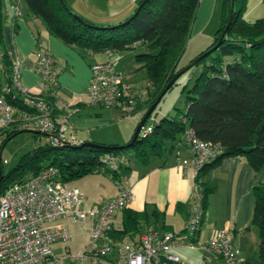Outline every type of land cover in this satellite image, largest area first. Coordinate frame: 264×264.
I'll return each mask as SVG.
<instances>
[{
	"label": "trees",
	"instance_id": "16d2710c",
	"mask_svg": "<svg viewBox=\"0 0 264 264\" xmlns=\"http://www.w3.org/2000/svg\"><path fill=\"white\" fill-rule=\"evenodd\" d=\"M15 1H12L13 4ZM22 1L29 14L40 19L49 34L66 46L95 54L105 50L119 52L146 46L147 52L135 56L136 63L146 74L143 89L147 100L139 106L142 117L173 77L183 69L177 68V65L199 6V0H148L132 17L143 1L139 0L133 14L116 26L103 28L73 14L64 0ZM248 1L221 0V25L213 42L190 62L202 57L190 68L200 67V72L188 91L183 110H176L174 115L162 119L152 127L150 134L138 136L129 148L127 145L133 136L121 147L97 144L102 147L90 148L83 147V143L71 144L61 140L35 148L24 154L9 174L2 176L0 198L14 184L37 177L49 167L57 171V180L63 184L92 174L108 177L111 171L104 161L107 155L125 156L128 163L120 167V172L128 175L132 160L124 154L126 149H132L133 161L138 166L147 167L152 158L172 154L188 129L193 130L200 141L217 144L221 150L194 177V183L198 184L203 196V211L207 207V198L214 190L204 179L222 160L241 157L253 170L259 171L264 165V18L254 22L244 19ZM231 4L233 12L230 18ZM4 22L0 0V95L16 111L15 123L0 127V136L5 135L0 149L21 133L47 136L22 127L23 116L32 114L33 110L25 105V99L13 87V62L4 43ZM37 95L54 105L50 91ZM75 106L80 107L78 104L71 107ZM53 109L54 121L58 124V117L63 111L55 106ZM50 137L59 139L57 132ZM252 190L255 202L251 224L258 231V256L260 263L264 264V184H256ZM150 217L157 222L159 213L123 209L122 229H112L108 234L109 239L116 241L137 235L144 225H148Z\"/></svg>",
	"mask_w": 264,
	"mask_h": 264
},
{
	"label": "built area",
	"instance_id": "2783aa9c",
	"mask_svg": "<svg viewBox=\"0 0 264 264\" xmlns=\"http://www.w3.org/2000/svg\"><path fill=\"white\" fill-rule=\"evenodd\" d=\"M19 1H15V15H18ZM114 52L105 50L102 53L111 57ZM35 59L34 71L42 79L45 91H50L54 105L21 85L19 63L11 58L13 87L25 99V105L33 110L32 114L23 116L22 127L50 136L57 132L58 138L63 139L69 129V119L78 114L81 108L65 105L59 100L55 87L61 69L51 53L38 48ZM90 70L86 106L117 111L121 118H130L140 111L139 106L147 100L146 91L129 86L123 76L116 72L112 60L93 64ZM54 106L63 111L58 117V124L54 121ZM15 112L4 96L0 95V127L15 123ZM143 128L144 126L140 133ZM151 132L152 127L144 128L142 136ZM182 142L189 151V157L178 163V168L185 177H196L206 163L221 153L219 145L200 141L191 129L184 132ZM69 143L80 144L73 141ZM104 161L111 171L108 178L117 194L99 206L85 207L84 193L75 187L66 188L57 180V171L53 167L46 168L37 177L8 188L0 198V264H112L106 260L114 248L108 237L112 231V220L118 211L128 207L133 196L127 175L120 172V167L127 165V158L107 155ZM115 173L118 175L113 176ZM194 186V200L186 218L183 235L173 232L158 234L150 230L131 244H121L118 249L119 264H177L179 259L172 254V250L197 247L194 240L204 213L201 190L198 184L195 183ZM61 219L80 225L89 234L90 243L77 255H70L68 249L63 256L54 253L53 245L57 242L67 244L70 237L66 227L52 229L46 225ZM203 249V264H212L213 260H221L225 264L244 263L240 249L234 244L232 235L226 231H217L208 239Z\"/></svg>",
	"mask_w": 264,
	"mask_h": 264
},
{
	"label": "crops",
	"instance_id": "0c3cea01",
	"mask_svg": "<svg viewBox=\"0 0 264 264\" xmlns=\"http://www.w3.org/2000/svg\"><path fill=\"white\" fill-rule=\"evenodd\" d=\"M6 1H9L11 9L3 10L4 43L12 60L19 63L21 85L33 94L46 92L42 79L34 71L35 51L38 48L49 51L61 69L57 76L59 100L68 106L78 104L81 107V111L69 119V129L65 132L69 134L68 141L106 145L107 136L101 132L110 126L111 119L121 117L114 110L86 106L88 103L86 93L91 78L90 66L107 60H114L116 72L120 73L129 84L131 78L126 80L124 70L117 69L120 63L118 59L113 55L108 57L103 53L95 54L66 46L49 34L40 19L29 14L26 5V8L21 9V0L18 4V15H15L13 0ZM138 1L130 0L136 6ZM137 114L140 115L141 112ZM188 157L189 151L181 141L172 154L163 158H152L147 167L131 166L127 177L133 198L127 209L138 213L145 211L148 214L156 211L159 213V219L155 222L150 217L148 225H144L137 235L126 236L122 240H112L114 248L106 259L107 262L119 264L118 249L121 244H131L150 230L158 234L173 232L183 235L186 218L194 200L195 183L193 177L183 175L178 163ZM92 175H97V178L88 179L87 187L94 189L92 190L94 193L89 197L88 207L85 206L86 199L84 200V206L87 208L105 204L117 194L115 186L108 177L106 178L110 185L104 182L100 174ZM204 180L214 190L207 198V207L203 211V220L196 235L197 247L194 249L184 247L172 251L178 257L179 264H203L205 256L203 247L217 231H226L232 235L234 244L241 251L243 264H261L258 256L259 235L251 224L255 202L252 188L256 184H264V165L259 171H255L241 157L226 158ZM58 221L50 225L54 229L67 228L63 222L69 220ZM112 229H122V211H118L113 217ZM66 249L67 246L64 250ZM212 264L225 263L221 260H213Z\"/></svg>",
	"mask_w": 264,
	"mask_h": 264
},
{
	"label": "rangeland",
	"instance_id": "374dc122",
	"mask_svg": "<svg viewBox=\"0 0 264 264\" xmlns=\"http://www.w3.org/2000/svg\"><path fill=\"white\" fill-rule=\"evenodd\" d=\"M71 12L85 21L98 27L116 26L122 22L126 17L133 14L136 4H132L130 0H64ZM9 1L1 0L2 10L11 8ZM25 7V3L21 0V9ZM236 6L235 8H237ZM26 8V7H25ZM250 10V11H249ZM26 14V10L24 11ZM264 18V0H249L246 5V13L244 19L247 22H254L257 19ZM207 25V26H206ZM221 25V0H199V6L196 11L195 19L193 21L190 35L187 39L185 50L181 56L177 68H185L194 60L201 52H203L209 45L212 44L214 35ZM205 26V27H204ZM146 46H138L135 49L114 52L113 56L118 59L117 69L124 70L126 80H129V86L134 89H141L145 85L146 74L145 71L140 69L135 61V56L147 52ZM113 58V57H112ZM114 61V60H112ZM200 72V67H193L192 69L181 75L175 85L164 95L152 114L148 117L144 128L153 127L157 125L162 119L168 118L175 114L176 110H183L185 108L186 97L189 89L192 87L196 77ZM130 77V78H129ZM117 114V113H116ZM142 115L135 114L130 118H115L111 119L110 126L104 133L107 138V143L104 146H125L131 139L134 130ZM142 129L139 136L144 133ZM32 131V130H31ZM36 132V131H35ZM5 138V135L0 136V144ZM64 142L69 143V134L65 133ZM57 143L50 135H36L34 133L26 132L21 133L11 140H9L2 149H0V172L2 176L9 174V172L16 167L20 158L32 151L35 148L44 146L50 143ZM118 144V145H108ZM124 154L132 160V165L137 166L133 161L132 149H126ZM104 182L108 185L109 181L107 176L100 174ZM97 178V175H88L83 178L74 180L64 184L66 188L75 187L80 189L85 194V206H89L88 200L92 192L87 187L88 179ZM110 185V184H109ZM113 185V184H112ZM59 222V221H58ZM63 225L68 228L70 237L67 245L57 242L54 244L53 249L57 256L65 255V247L69 249L70 255L74 256L85 249L90 243L89 234L86 230L82 229L80 225L72 224L69 221H64ZM53 228L50 224L46 225ZM184 228V227H183ZM54 229V228H53ZM184 230V229H183ZM185 237V236H184ZM187 249H194L188 248ZM177 249V248H176ZM180 248H178L179 250ZM172 251H175L172 250ZM174 254V253H172ZM79 264V263H73ZM83 264V263H80ZM87 264H103L89 262Z\"/></svg>",
	"mask_w": 264,
	"mask_h": 264
},
{
	"label": "water",
	"instance_id": "95a60500",
	"mask_svg": "<svg viewBox=\"0 0 264 264\" xmlns=\"http://www.w3.org/2000/svg\"><path fill=\"white\" fill-rule=\"evenodd\" d=\"M148 0H143L142 3L140 4V6L138 7V9L135 11V13L132 15V17H135L139 10L147 3ZM233 12V5L231 4V9H230V18H231V14ZM228 26V25H227ZM202 57H200L199 59H197L196 61H194L193 63L189 64L188 66H186L185 68H183L179 73H177L172 81L165 87V89L163 90L162 94L160 95V97L156 100V102L150 107V109L146 112V114L142 117V119L140 120V122L138 123L136 130L133 134V137L130 141V143L127 145V148L131 147L134 142L138 139L139 133L141 128L144 126V124L146 123L148 117L152 114V112L154 111V109L157 107L158 103L160 102L162 96L167 92V90L173 85V83L181 76L183 75L185 72H187L194 64L197 63L198 60H200ZM53 139H55L54 137H51ZM57 142H60L61 140H56ZM83 147H90V148H101V145H97L94 143H83L82 145ZM106 148V147H104ZM2 179V175L0 172V180Z\"/></svg>",
	"mask_w": 264,
	"mask_h": 264
}]
</instances>
